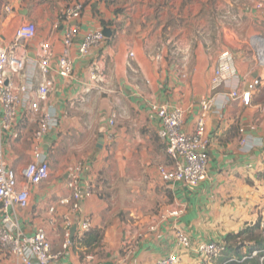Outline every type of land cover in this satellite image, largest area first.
<instances>
[{
    "label": "crops",
    "instance_id": "obj_1",
    "mask_svg": "<svg viewBox=\"0 0 264 264\" xmlns=\"http://www.w3.org/2000/svg\"><path fill=\"white\" fill-rule=\"evenodd\" d=\"M131 1L122 14L103 10L95 2L84 6L76 20L79 35L71 49L72 73L63 78L54 68L62 35L74 21L65 23L60 15L56 18V10L46 13L48 6L37 0H0V45L13 40L22 22L36 25L34 39L25 45L27 75L33 72L38 42L48 41L53 49L49 72L52 86L43 104L51 108L58 123L41 147L49 161L50 175L29 187L26 207H9L8 211L23 234L45 230L52 252H60L55 264H156L169 253L179 256V264H199V254L177 245L176 228L186 232L195 247L203 242L221 243L226 234L246 223L264 222V80L249 105L237 100L225 103L224 98L237 84L243 89L245 81L258 76V71L264 77V70L253 63L252 45L264 39L260 36L264 31V0H250L252 4L247 7L243 0H233L234 16L247 20L242 25L245 36L236 35L234 39L239 44L247 42L252 53L246 58L243 52L231 48L236 76L215 90L210 86L212 70L219 54L228 48L223 20L218 19L217 38H195L191 43L187 38L191 34L183 28L177 31L174 22L187 16V11L198 13L197 4L198 9L193 2L180 7L181 0H166L169 6L158 8L163 0ZM225 3L217 0L216 5L207 4L201 14L223 17ZM104 26L112 30V36L106 38L110 40L79 56V38ZM180 58L186 66L176 72ZM33 73L36 88L41 77ZM100 82L103 86L99 89ZM100 91L105 98H100ZM210 97L212 105L206 116L207 178L196 186L163 183L156 166L169 164L170 159L158 135L161 124L150 116L148 103L184 108L183 130L191 131L201 100ZM111 115H115L112 124ZM35 127L34 117L22 106L14 130L3 134L4 158L17 174L32 160ZM14 131L18 136L13 137ZM101 135L103 145L97 148ZM56 152L58 163L53 165L50 159ZM78 164L82 169L81 188L90 185L92 190L89 197L82 196L78 210L69 213L67 206H58L57 202L69 195L66 181L70 169ZM178 203L185 205L178 218L159 220L164 210ZM51 206L56 208L53 213L49 211ZM64 214L76 227L65 248L63 235L71 227L64 223ZM85 219L90 222V230L100 232L98 245L80 241L84 233L78 227ZM151 224H156L154 231L148 229ZM122 239L127 245L121 243ZM0 264L21 263L0 248Z\"/></svg>",
    "mask_w": 264,
    "mask_h": 264
},
{
    "label": "built area",
    "instance_id": "obj_2",
    "mask_svg": "<svg viewBox=\"0 0 264 264\" xmlns=\"http://www.w3.org/2000/svg\"><path fill=\"white\" fill-rule=\"evenodd\" d=\"M261 7V3L257 4ZM84 5L75 2L62 11L60 19L69 24L61 39V49L56 60L55 72L65 78L72 73L73 62L71 49L75 39L79 35V27L76 23L81 16ZM105 27V26H104ZM108 28V27H107ZM110 29V28H108ZM111 30V29H110ZM112 31V30H111ZM36 35V25L32 21L22 22L14 32L13 40L7 45H0V248L17 258L21 264H55L60 252H52L50 241L43 228H38L31 235H25L17 227L13 214L8 211L9 207L24 208L28 202L29 187L40 184L48 179L50 165L41 147L45 137L54 129L58 119L54 116L51 108L43 103L46 101L52 79L49 72L52 68L51 61L53 49L48 41H40L37 44L35 58L33 61V72L38 73L41 82L35 88L33 85V72L27 75V43L32 41ZM106 37L102 29L90 31L81 36L77 43V54L86 55L93 48L100 47ZM253 63L264 70V39L253 42ZM18 49H22L18 52ZM130 55H132L130 53ZM237 70L234 56L228 50L222 51L216 61L210 77L212 90L225 85L236 76ZM20 82L16 83L15 80ZM96 76L93 74V79ZM264 77L258 76L247 79L242 89L237 84L232 90L224 94L225 103L229 101H240L243 105H249L252 95L261 86ZM212 105V98L202 99L200 111L195 119L191 131L183 130L185 109L180 106H170L165 103H148L150 116L161 124L159 137L164 141V151L170 159L169 164H158L156 172L159 179L172 185L181 182L188 186H196L207 178L208 147L209 139L206 135V116ZM27 107L29 116L34 117L36 127L33 131L32 160L17 174L7 166L4 158L1 140L5 131H13L16 117L20 107ZM115 115L109 118L113 123ZM18 136L17 131L12 133ZM241 143H245L241 139ZM81 165H74L69 172L66 187L69 195L58 200V206H67L69 213H75L79 208L82 196L91 195V186L82 189L80 186ZM55 207L51 206L49 211L53 213ZM185 210V205L178 203L170 209L164 210L159 215V220L166 217L178 218ZM63 221L68 227H72L71 218L68 214L63 215ZM88 219L79 224V231L83 234L90 230ZM156 224L149 225V231H154ZM63 248L70 244V232H64ZM175 238L178 246L185 250H193L202 258H208L219 251L215 242H203L193 247L186 234L181 229H175ZM262 260V258H261ZM180 258L176 253H169L160 258L156 264H179Z\"/></svg>",
    "mask_w": 264,
    "mask_h": 264
},
{
    "label": "rangeland",
    "instance_id": "obj_3",
    "mask_svg": "<svg viewBox=\"0 0 264 264\" xmlns=\"http://www.w3.org/2000/svg\"><path fill=\"white\" fill-rule=\"evenodd\" d=\"M31 1H36V0H20L21 3H27V2H31ZM40 4L44 3L48 6V11H46V13H49L51 11L56 10V18L62 13V11L67 7V5L71 4L72 2H81L83 3V5L86 7L88 5H90V3L95 2L97 3V5H101V9L103 10H109L111 9L112 13L115 14H122L123 10L126 9L125 7L128 5L127 8H130L129 4L132 3L131 0H37ZM135 1V3L138 2V0H133ZM140 2L143 0H139ZM243 6L247 7L250 4H252V1L250 0H243ZM195 3V6L197 4V6L199 7V12L198 13H194L191 11H187L188 15L187 16H180L177 17V21L174 22V25H177V31L179 30V28H183L184 30L188 31L191 36L188 35V39L189 41L191 40V43H195L196 40L195 38L201 39L200 41H203V39H207L208 36H215V38H217V31L219 29V21L218 19L223 20L222 23L224 24V26L226 27V38H227V44H228V48L226 50H230L231 48H235L233 49L234 52L236 51H241L244 54L242 55V57H246L248 58V56L251 55L252 50L251 48L248 47L247 42L245 43H238L236 42V40L234 39L235 36L237 35V37H241V35H244L245 32V28H242V25L244 23L247 22V20L245 19L244 16H241L239 19H237L234 16V11H233V0H226L225 3V7H226V12L225 15H223V17H216V16H212V15H208L205 16L203 14H201V10L203 7H205V5L210 4L211 6L216 5L217 0H205L204 2L201 0H181L180 2V7L185 5H190ZM161 4V5H160ZM132 5V4H130ZM157 5V4H156ZM168 2L166 0H163L162 3L160 2L159 5L157 6L159 7H168ZM196 6V8L198 9V7ZM157 13V12H155ZM59 19V17H58ZM116 25L117 22H115ZM114 23H112L111 25H115ZM211 30V32H210ZM256 34H258L259 32H255ZM250 35H253V33H250ZM260 36L264 38V31L260 33ZM213 39V38H212ZM242 44V45H241ZM241 45V46H240ZM231 46V47H229ZM238 47L240 48V50L238 49ZM190 52H191V47H190ZM231 52V51H230ZM131 56V55H130ZM242 57H240V59H243ZM182 58H180L177 64V69L176 72L182 70L184 68V66H186V64L184 63V61H181ZM106 71H108L107 66H106ZM129 73L127 72L126 75H128ZM180 74V73H179ZM103 82L99 83V89L103 86L102 85ZM100 98H105L104 95L102 94L103 92L100 91ZM51 164L53 165H57L58 163V152H56V154L51 157L50 159ZM69 163V161H67ZM52 165V166H53ZM90 231V230H89ZM126 240H121V243L124 242L125 245H127V241ZM123 246V245H122ZM98 254L102 255L103 251L102 250H98Z\"/></svg>",
    "mask_w": 264,
    "mask_h": 264
},
{
    "label": "trees",
    "instance_id": "obj_4",
    "mask_svg": "<svg viewBox=\"0 0 264 264\" xmlns=\"http://www.w3.org/2000/svg\"><path fill=\"white\" fill-rule=\"evenodd\" d=\"M80 241L91 246L98 245L101 234L97 229H91L84 233ZM217 244L219 251L202 258L199 264H264V222L259 219L252 224L246 223L238 231L226 234L222 242Z\"/></svg>",
    "mask_w": 264,
    "mask_h": 264
},
{
    "label": "water",
    "instance_id": "obj_5",
    "mask_svg": "<svg viewBox=\"0 0 264 264\" xmlns=\"http://www.w3.org/2000/svg\"><path fill=\"white\" fill-rule=\"evenodd\" d=\"M102 32H103V34H104V36H105L106 38H109V37L112 36V31H111L110 29H108L107 27H103V28H102ZM102 145H103V136L101 135V136H99V138H98V143H97L96 147H97V148H100V147H102ZM75 229H76L75 226H72V227H71V229H70V234H71L70 239L72 238V235L74 234Z\"/></svg>",
    "mask_w": 264,
    "mask_h": 264
}]
</instances>
